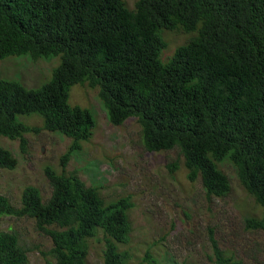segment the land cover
Returning a JSON list of instances; mask_svg holds the SVG:
<instances>
[{"label":"trees","instance_id":"trees-1","mask_svg":"<svg viewBox=\"0 0 264 264\" xmlns=\"http://www.w3.org/2000/svg\"><path fill=\"white\" fill-rule=\"evenodd\" d=\"M195 33L161 63L160 30ZM57 57L49 79L36 89L0 79V137L25 152L26 134L57 133L70 144L60 173L44 167L49 196L25 186L19 206L0 196V218H29L50 248L48 264H85L87 240L101 233V264H126L129 197L103 202L64 168L91 137V113L68 103L70 88L85 83L109 125L129 119L139 126L148 153L177 150L188 182L198 179L206 199L227 195L217 169L228 161L238 184L261 209L244 228L264 231V0H0V60ZM39 117L30 127L18 116ZM15 159L0 147V169ZM169 173L177 164H168ZM212 264H237L218 247L211 229ZM143 264H156L144 253ZM0 264H26V250L12 232H0Z\"/></svg>","mask_w":264,"mask_h":264},{"label":"rangeland","instance_id":"rangeland-1","mask_svg":"<svg viewBox=\"0 0 264 264\" xmlns=\"http://www.w3.org/2000/svg\"><path fill=\"white\" fill-rule=\"evenodd\" d=\"M131 11L136 0H120ZM195 33L179 28L160 30L165 47L159 54L166 62L173 51ZM57 57H6L0 60V79L17 81L26 89H36L45 83ZM68 103L87 109L94 121L91 137L71 154L64 173L74 172L86 187L96 189L103 202L129 197L127 211L130 232L127 242L118 246L126 264H143L147 252L156 264H212L207 241V229L213 232L218 247L229 253L237 264H264V231L244 228L245 218L260 219L261 209L238 184L233 167L226 160L217 169L227 177L229 191L220 199H206L198 179L188 182L176 149L157 153L146 152L141 144L139 126L134 119L114 127L107 123L96 91L85 83L74 85ZM30 127H41L39 117L18 116ZM25 152L17 141L0 137V147L15 159L12 170L0 169V196L11 206H19L25 186L38 189L47 199L49 187L43 177L44 167L60 173L58 160L67 150L70 139L40 131L26 134ZM177 169L169 173L168 164ZM0 232L16 235L20 247L26 250V264H48L43 253L50 248L49 240L34 229L29 218H0ZM85 264H101V233L87 240Z\"/></svg>","mask_w":264,"mask_h":264}]
</instances>
